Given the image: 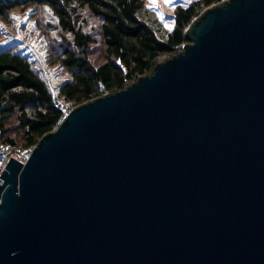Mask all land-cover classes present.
<instances>
[{"label": "water", "instance_id": "obj_1", "mask_svg": "<svg viewBox=\"0 0 264 264\" xmlns=\"http://www.w3.org/2000/svg\"><path fill=\"white\" fill-rule=\"evenodd\" d=\"M0 178V264H264V0H222Z\"/></svg>", "mask_w": 264, "mask_h": 264}, {"label": "trees", "instance_id": "obj_2", "mask_svg": "<svg viewBox=\"0 0 264 264\" xmlns=\"http://www.w3.org/2000/svg\"><path fill=\"white\" fill-rule=\"evenodd\" d=\"M220 1L175 7L173 28L161 39L137 16L145 0H0L4 24L12 11L30 10L47 65L66 77L53 95L27 58L0 51L1 143L31 149L56 128L63 110L122 91L149 74L180 52L188 25Z\"/></svg>", "mask_w": 264, "mask_h": 264}, {"label": "rangeland", "instance_id": "obj_3", "mask_svg": "<svg viewBox=\"0 0 264 264\" xmlns=\"http://www.w3.org/2000/svg\"><path fill=\"white\" fill-rule=\"evenodd\" d=\"M193 1L195 0H145V8L139 11L137 16L163 39L162 36L173 28L174 8L187 7ZM29 15V9L15 10L10 13L9 24L0 22V51L12 49L14 53L27 58L51 93L56 95L58 86L66 77L59 70L47 65L44 43Z\"/></svg>", "mask_w": 264, "mask_h": 264}, {"label": "built area", "instance_id": "obj_4", "mask_svg": "<svg viewBox=\"0 0 264 264\" xmlns=\"http://www.w3.org/2000/svg\"><path fill=\"white\" fill-rule=\"evenodd\" d=\"M69 111L70 110H63V115H62L60 121L58 122V124L65 119V117L69 113ZM0 135H1V132H0ZM31 150L32 149H28V150H24V151L11 150V149L7 148L4 144H2L1 139H0V175L2 174L7 162L10 160V158L18 161L21 164H24L28 160V158L31 154ZM2 184H3V181L0 178V185H2Z\"/></svg>", "mask_w": 264, "mask_h": 264}, {"label": "clouds", "instance_id": "obj_5", "mask_svg": "<svg viewBox=\"0 0 264 264\" xmlns=\"http://www.w3.org/2000/svg\"><path fill=\"white\" fill-rule=\"evenodd\" d=\"M58 125V124H57Z\"/></svg>", "mask_w": 264, "mask_h": 264}]
</instances>
